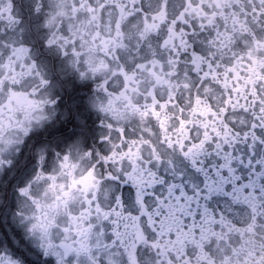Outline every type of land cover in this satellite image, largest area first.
<instances>
[{
    "label": "clouds",
    "instance_id": "1",
    "mask_svg": "<svg viewBox=\"0 0 264 264\" xmlns=\"http://www.w3.org/2000/svg\"><path fill=\"white\" fill-rule=\"evenodd\" d=\"M0 264H264V0H0Z\"/></svg>",
    "mask_w": 264,
    "mask_h": 264
}]
</instances>
